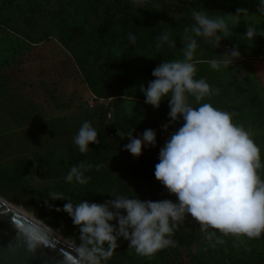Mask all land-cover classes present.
I'll return each instance as SVG.
<instances>
[{
  "label": "rangeland",
  "instance_id": "374dc122",
  "mask_svg": "<svg viewBox=\"0 0 264 264\" xmlns=\"http://www.w3.org/2000/svg\"><path fill=\"white\" fill-rule=\"evenodd\" d=\"M126 1L131 7L130 15L108 25L109 50H104L99 28L104 12L116 0H0V79L8 76L0 80V197L76 247L80 244L69 233L80 240L79 229L62 210L67 200L75 204L81 200L103 203L117 197L133 198V177L140 175L136 185L139 199L173 201L154 176L159 158L143 172L132 154L107 153L96 144H90L88 152L81 153L74 143L84 122L97 129L103 108L107 109L105 129L110 138L127 139L129 133L135 134L134 130L142 138L146 129L155 128L147 115L159 122L166 136H171L183 123L182 119L170 120L168 97L158 109L153 108L145 103L140 87H147L154 79L152 70L161 61L183 59L185 29L195 23L193 11L156 0ZM164 31L175 47L170 43L157 47V38ZM129 33L136 35L135 45L128 40ZM196 39L194 78L204 79L211 89L219 90L199 103H210L232 113L233 123L250 132L264 164L263 89L235 61L226 68L213 69L208 61L220 59L229 49L222 42L215 48L201 37ZM87 49L89 58L84 54ZM75 52L84 60L89 78L76 62ZM105 53L111 58L109 77L114 91V96L108 98L104 97L101 82ZM211 73L218 76L220 84L209 82ZM188 100L193 107L199 106L194 97L189 96ZM140 120L144 122L138 123ZM164 125H168L167 130ZM144 147L150 149L147 144ZM82 162L91 165L84 172L88 182H67L65 177L71 167ZM258 174L264 179V167L258 169ZM52 193L61 194L64 199L54 200ZM48 198L52 200L45 202ZM58 208L61 210L57 211ZM186 221L170 237L174 244L169 248L177 256V264H209L211 250L215 252L214 264H264V233L249 239L222 236L218 230L209 229L223 239L224 243L219 244L208 241L201 225L190 216ZM190 226L202 238L198 237L196 242L189 238L177 250ZM117 243L119 247L113 255L132 264H174L166 248L148 257L137 254L123 238Z\"/></svg>",
  "mask_w": 264,
  "mask_h": 264
},
{
  "label": "clouds",
  "instance_id": "9594fccd",
  "mask_svg": "<svg viewBox=\"0 0 264 264\" xmlns=\"http://www.w3.org/2000/svg\"><path fill=\"white\" fill-rule=\"evenodd\" d=\"M258 11L264 15V0H260ZM241 15L247 16L248 9L239 7L227 16L217 17L193 10L195 23L185 29L181 49L183 59L161 61L152 70L154 79L147 87H140L146 104L158 109L168 97L170 120L183 121L160 148L154 171L156 180L177 198L176 202L125 197L103 203L81 200L74 204L67 200L62 210L80 233L77 264H104L119 247L117 241L120 238L128 241L129 247L137 254L150 257L174 244L170 237L187 216L201 225L208 241L219 244L224 243L223 239L209 229L218 230L222 236H246L249 239L259 238L264 233V179L258 174L264 164L261 163L260 149L249 131L233 123L232 113L219 110L210 103H199L219 90L211 89L204 79L194 78L197 71L193 63L198 47L196 37L218 48L222 40L231 38L229 23L238 25ZM257 36L264 37V29L246 23L243 39L254 41ZM127 38L135 45V34L129 33ZM157 39V47L164 43L175 47L167 31ZM220 57L208 61L215 70L226 68L240 59L239 46H233ZM189 96L194 97L198 107L189 103ZM162 127L167 130L168 125ZM127 138L130 142L124 146L125 150L137 158L143 154L145 144L151 147L157 144L153 129H146L142 138L134 137L132 132ZM74 143L81 153H87L89 145H99L100 140L96 129L86 121ZM90 168L91 165L83 162L74 165L65 179L69 183L86 184L88 178L84 172ZM51 197L64 199L58 193H52ZM21 231L30 249L48 242L44 229L25 225Z\"/></svg>",
  "mask_w": 264,
  "mask_h": 264
},
{
  "label": "trees",
  "instance_id": "16d2710c",
  "mask_svg": "<svg viewBox=\"0 0 264 264\" xmlns=\"http://www.w3.org/2000/svg\"><path fill=\"white\" fill-rule=\"evenodd\" d=\"M159 3L162 4H170V5H177V6H181V7H187L190 10H197V11H205L206 13L209 14H213L216 16H227L228 13H232L235 11V9L239 8V7H244L248 9V15L252 14L254 12H259L258 11V5L260 4V0H191L190 3H180L177 0H156ZM130 10L131 7L130 5H128L126 0H116L115 4L108 8L105 12L104 15L102 17V22L100 24V28H99V37L100 40L103 44V49L104 50H109V43L106 39V34L108 33V25L113 22L114 19L117 18H126L130 15ZM260 13V12H259ZM261 14V13H260ZM247 15V16H248ZM262 15V14H261ZM264 16V15H263ZM246 16L241 15L240 18H244ZM44 39V38H42ZM41 41V38L38 40ZM88 50V51H87ZM85 54V57H88V52L89 49H87ZM76 53V52H75ZM76 56V62L79 64V66L83 69L85 75L88 77L89 74L87 73L86 70V64L83 62L84 60L80 57H78V54H75ZM89 58V57H88ZM103 64H102V86L104 88V97L108 98V97H113L114 96V91L111 89V79L109 77V72L112 70V66H111V58L110 56L105 53V56H103ZM202 70V69H200ZM8 76L2 77L1 79H7ZM89 78V77H88ZM0 79V80H1ZM218 76L215 73H211V76L209 78V82H211L213 85L216 84H220L218 81ZM1 83V82H0ZM210 83V84H211ZM107 116V109L102 110L101 115L99 117L98 120V124H97V133H98V139L100 140L99 145H97L99 147L100 150L107 152V153H118V154H122V153H129L127 150H125V145L128 144L130 141L127 138H110L109 133H106V129H105V119ZM147 118L149 119L150 122H152L151 126L155 127L154 131L157 134V144L155 147H151L150 149L147 150L145 147L143 148V154L140 157H136L137 160L140 163V167L139 169H142L143 172L146 171L147 166H151L150 164L153 163L155 161L156 158H159V151L160 148L164 146L166 140H168L170 138V136H166V134L159 128V122L154 121V119L150 116L147 115ZM144 121L140 120L138 121V123L142 124ZM140 127V126H139ZM112 131V130H111ZM136 130L133 131L132 134L134 137L138 138L136 135ZM152 153H149L151 152ZM150 154V156H148ZM140 178V175H138L137 177H133L134 181H133V188L131 190V195L133 198H139V192L136 189V185L138 183V179ZM173 198V202H176V197L174 195H172ZM51 201L52 199L48 198L45 200V202ZM53 203V202H52ZM55 205H59V203L55 202ZM187 223L186 219L178 224L177 228L175 229V231H178L179 228L181 226H185ZM57 224V225H56ZM55 225L58 228H61L58 225V222L55 223ZM192 226L189 227V229L185 232V238L183 240V242L181 244H177V250L180 249V247H182L186 242L189 241V238H191L194 242L198 241V237H201V235H196L193 233V231L191 230ZM63 230V229H62ZM67 233H69L68 230H66ZM70 236H72V239H74V241L77 243V245H79L81 242L78 238H76L75 236H73V233H69ZM202 238V237H201ZM166 251L168 253V256H170L172 259V262L174 264H177V256L173 253V251L168 247H165ZM164 248V249H165ZM201 249H203V247H201ZM211 254V259L209 261V264H214L213 263V257H215V252L213 250L210 251ZM104 264H132L131 261H127L124 259H119L116 255H113L109 260H107L106 262H104Z\"/></svg>",
  "mask_w": 264,
  "mask_h": 264
},
{
  "label": "water",
  "instance_id": "95a60500",
  "mask_svg": "<svg viewBox=\"0 0 264 264\" xmlns=\"http://www.w3.org/2000/svg\"><path fill=\"white\" fill-rule=\"evenodd\" d=\"M25 225L47 231L48 242L30 249L21 231ZM49 229L26 211L0 197V264H77L80 259L78 253L69 246L73 244Z\"/></svg>",
  "mask_w": 264,
  "mask_h": 264
},
{
  "label": "crops",
  "instance_id": "0c3cea01",
  "mask_svg": "<svg viewBox=\"0 0 264 264\" xmlns=\"http://www.w3.org/2000/svg\"><path fill=\"white\" fill-rule=\"evenodd\" d=\"M246 23L254 24L258 29H264V16L259 12H254L240 18L238 25L229 23L232 30L231 38L224 39L221 42L229 51L233 46H239L241 58L234 60L235 63L246 68L247 72L255 77L264 91V37L257 36L254 41H245L243 34L246 31Z\"/></svg>",
  "mask_w": 264,
  "mask_h": 264
},
{
  "label": "built area",
  "instance_id": "2783aa9c",
  "mask_svg": "<svg viewBox=\"0 0 264 264\" xmlns=\"http://www.w3.org/2000/svg\"><path fill=\"white\" fill-rule=\"evenodd\" d=\"M183 3H190L191 0H181Z\"/></svg>",
  "mask_w": 264,
  "mask_h": 264
},
{
  "label": "bare ground",
  "instance_id": "6f19581e",
  "mask_svg": "<svg viewBox=\"0 0 264 264\" xmlns=\"http://www.w3.org/2000/svg\"><path fill=\"white\" fill-rule=\"evenodd\" d=\"M22 210V209H21ZM60 237V236H59ZM62 239V238H61ZM63 241H64V239H63ZM69 246H72V248H74L75 250H76V247L74 246V245H69Z\"/></svg>",
  "mask_w": 264,
  "mask_h": 264
}]
</instances>
